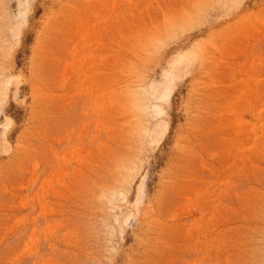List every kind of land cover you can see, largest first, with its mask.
<instances>
[{
	"label": "rangeland",
	"instance_id": "obj_1",
	"mask_svg": "<svg viewBox=\"0 0 264 264\" xmlns=\"http://www.w3.org/2000/svg\"><path fill=\"white\" fill-rule=\"evenodd\" d=\"M0 264H264V0H0Z\"/></svg>",
	"mask_w": 264,
	"mask_h": 264
}]
</instances>
